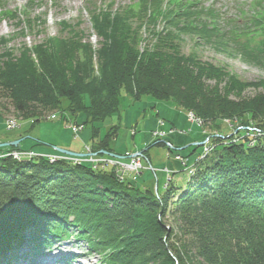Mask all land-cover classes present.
<instances>
[{"label":"trees","instance_id":"trees-1","mask_svg":"<svg viewBox=\"0 0 264 264\" xmlns=\"http://www.w3.org/2000/svg\"><path fill=\"white\" fill-rule=\"evenodd\" d=\"M29 9L22 24L44 32L46 19ZM108 10L92 12V30L102 41L97 64L83 33L72 35L64 23L67 36L25 46L19 56L5 50L0 116L10 103L22 120H33V128L51 112L83 114L87 127L119 114L125 92L134 102L150 96L194 114L212 133L213 150L190 163L193 176L182 170L180 181H170L163 193L88 163L18 162L2 153L0 264H36L68 240L85 243L100 264H264V134L252 136L255 129L264 133V92L246 96L264 89V80H242L195 50L183 54L178 43L188 36L264 67V0L230 19L201 0H139ZM147 39L145 47L138 45ZM92 129V145L81 155L87 147L100 156L133 155L112 153L118 126L99 141L100 130ZM152 146L165 144L155 139ZM148 152L141 153L146 161Z\"/></svg>","mask_w":264,"mask_h":264},{"label":"rangeland","instance_id":"rangeland-1","mask_svg":"<svg viewBox=\"0 0 264 264\" xmlns=\"http://www.w3.org/2000/svg\"><path fill=\"white\" fill-rule=\"evenodd\" d=\"M139 0H0L1 9H5V13L0 15V56L5 50L12 52L15 56H19L20 52L25 46L31 48L40 46L48 41L49 38L67 36L68 32L64 30V23L73 33H83L81 38L83 44L91 45L93 53L91 55L94 64L98 63V49L101 47L102 41L95 36L92 30L91 18L92 12L98 9L108 10H121L130 5H134ZM206 7H213L215 10L220 11L224 17L228 15L230 19L239 14L242 10H251L255 0H201ZM110 2L114 5L111 8ZM109 5V6H108ZM29 7V13L32 17H40L46 19V26L44 32L37 33V31L30 32L22 24L20 20L23 18L25 7ZM14 17L11 14H14ZM235 18V17H233ZM228 19V20H229ZM165 26L163 23L158 25V30ZM143 28L140 31L141 38L145 35ZM22 30L25 32L22 33ZM8 43L1 45L2 40ZM147 41H140L139 46L145 47ZM180 49L183 54L189 55L193 50L198 52V56L207 62L215 65L226 67L228 71L238 76L240 79L249 82H259L264 80V67L251 64L241 59V57L232 56L227 52L217 50L213 45L207 44L203 41L195 42L188 36L182 37L179 40ZM198 44V45H197ZM95 71H98L97 66ZM258 92H264L261 88L258 91L250 90L246 96H254ZM120 113L114 114L103 122H98L94 125L85 127L83 123L86 117L79 114L76 117H70L68 113L59 114L51 112L41 116V121L33 128V120H22V118L14 112V107L9 103V113L0 116V143L13 142L16 140H25L21 143L19 148H3L0 149V155L7 154L8 152L15 155L18 159H46L50 165L49 156L62 155L66 158L72 159L75 156L67 155L58 152L57 149L67 150L76 154H84L85 146L92 145V128L93 126L100 130L98 139H102L110 131L112 127L118 126V135L111 142L110 148L115 155H125L127 153H147V159L144 158L142 164L146 167L144 172L140 175H133L130 173L122 174L116 173L117 177L124 176L125 181L132 182L139 187H146L153 190V192H164L166 186L170 181H180L178 176L185 167L180 165L175 158L170 155L165 147L152 146L155 138L152 136L154 131L167 132L166 141L172 142L178 148L183 157H188L190 154L193 156L187 160L188 164L194 162L195 158H199L205 151L204 143L207 138L211 137V132H206L198 124H192L188 120L187 112L177 108L171 101H157L150 96H144L139 102H134L130 96L125 92L122 93L120 98ZM63 107L68 106V101L65 99L62 103ZM57 115V120L52 121ZM18 120L19 127L9 130L6 127L8 120ZM161 121L164 125H161ZM84 126L85 128L80 134L74 137L71 127ZM173 131V132H172ZM230 132L224 128L223 135L228 137ZM28 137L34 140H27ZM210 144L212 147L214 142ZM203 144V146H201ZM194 149H196L194 151ZM213 149V148H212ZM20 154V157L16 155ZM178 153V152H177ZM103 156L107 154L103 153ZM109 156V155H108ZM12 158L13 156H7ZM117 157V156H112ZM127 158V157H125ZM15 160V161H16ZM57 161H54L56 163ZM148 163L152 167L149 168ZM92 164V163H91ZM147 164V165H146ZM148 166V167H147ZM97 170V169H94ZM109 172V171H107ZM112 172V171H111ZM186 173V170H185ZM187 174V173H186ZM179 179V180H177ZM180 183V182H178ZM79 245V244H76ZM83 252L87 254V258H92L88 262L83 258L82 261L86 264L99 263L96 254H92L86 247L85 243L81 244ZM63 251H68L63 248ZM57 252V251H56ZM56 254V253H55ZM91 255V256H90Z\"/></svg>","mask_w":264,"mask_h":264},{"label":"built area","instance_id":"built-area-1","mask_svg":"<svg viewBox=\"0 0 264 264\" xmlns=\"http://www.w3.org/2000/svg\"><path fill=\"white\" fill-rule=\"evenodd\" d=\"M187 116H188V120L190 123L198 124L199 126L202 125V121L200 119H198L197 117H195L194 114L189 113ZM160 123L162 126L164 125L163 121H161ZM6 127L9 130H13L12 128L15 129V128L19 127V122L15 119H13V120L10 119L6 122ZM71 129H72L73 133L75 135H77L84 129V126L78 125V126L71 127ZM262 134H264V133H262L260 130L255 129L252 136H254V135L255 136H261ZM167 135H168L167 132H164V131H154L153 132V137L157 140L160 139L161 137L166 138ZM210 141H213L212 135H211V137L207 138V140L205 141V143H204L205 151L202 155L199 156L198 160H203L209 154H211V152L213 150L212 149L213 146L212 147L210 146V144H212V142H210ZM166 149L169 151L170 155H172L175 158L176 161L181 163V165L183 164L182 166L185 167L186 173H188L190 175L189 177L194 175L195 169H194L193 165L188 164L187 159H185L184 157H182L181 155H179L176 152V148L173 144H171L170 142L167 141L166 142ZM16 155L20 157V154L16 153ZM7 156H13L14 160H16L14 153L13 154L9 153V155H7ZM21 158L22 157H20V159H18L19 160L18 162H22V161L26 160V159L21 160ZM49 158H50V162L54 160L57 162L58 161H66V162L70 161L74 164H81V163L91 164L92 163L91 165L93 166L94 169L100 168L102 170H106V169L112 170V171L115 170L117 173L121 172L122 174L130 173L133 175H137L146 169V167L142 164V162L144 163V157L141 155V153L130 155L127 158H125V157H112V156H108V155L100 156L99 154L93 153L92 150L87 147L86 148V155L82 156V157L78 156V157H73L72 159H69V158H66L65 156H62L59 154V155L52 156V157L49 156ZM54 161H53V163H54ZM148 166H149V168L152 169V167L150 166L149 163H148ZM120 178L124 179V176H121Z\"/></svg>","mask_w":264,"mask_h":264},{"label":"water","instance_id":"water-1","mask_svg":"<svg viewBox=\"0 0 264 264\" xmlns=\"http://www.w3.org/2000/svg\"><path fill=\"white\" fill-rule=\"evenodd\" d=\"M18 121V120H17ZM27 140H34V138H30L28 137ZM25 140H16V141H13V142H6V143H0V149H3V148H19L21 143L24 142ZM201 146H203V144H201ZM58 152L60 153H63V154H67V155H71V156H75V157H82V156H85V155H81V154H76L74 152H70V151H67V150H62V149H57ZM106 154V153H105Z\"/></svg>","mask_w":264,"mask_h":264},{"label":"bare ground","instance_id":"bare-ground-1","mask_svg":"<svg viewBox=\"0 0 264 264\" xmlns=\"http://www.w3.org/2000/svg\"><path fill=\"white\" fill-rule=\"evenodd\" d=\"M159 141H162L164 144H165V148H166V138L165 137H161L160 139H159ZM171 144H173L172 142H171ZM174 145V144H173ZM175 146V145H174ZM176 147V146H175ZM196 149H194V151H195ZM53 164H55V163H53ZM183 165V164H182Z\"/></svg>","mask_w":264,"mask_h":264}]
</instances>
